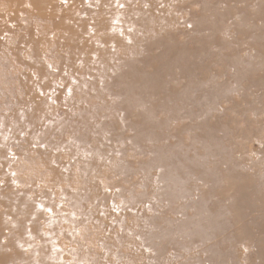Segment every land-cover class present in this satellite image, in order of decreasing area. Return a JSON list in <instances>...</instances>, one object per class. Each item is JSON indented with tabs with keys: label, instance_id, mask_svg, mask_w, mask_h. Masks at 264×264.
<instances>
[{
	"label": "rangeland",
	"instance_id": "374dc122",
	"mask_svg": "<svg viewBox=\"0 0 264 264\" xmlns=\"http://www.w3.org/2000/svg\"><path fill=\"white\" fill-rule=\"evenodd\" d=\"M0 264H264V0H0Z\"/></svg>",
	"mask_w": 264,
	"mask_h": 264
},
{
	"label": "bare ground",
	"instance_id": "6f19581e",
	"mask_svg": "<svg viewBox=\"0 0 264 264\" xmlns=\"http://www.w3.org/2000/svg\"><path fill=\"white\" fill-rule=\"evenodd\" d=\"M36 1V0H35ZM208 12V11H207ZM5 206V205H4ZM30 234V233H29Z\"/></svg>",
	"mask_w": 264,
	"mask_h": 264
}]
</instances>
